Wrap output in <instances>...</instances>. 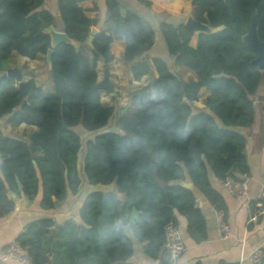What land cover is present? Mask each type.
Masks as SVG:
<instances>
[{"label":"trees","instance_id":"1","mask_svg":"<svg viewBox=\"0 0 264 264\" xmlns=\"http://www.w3.org/2000/svg\"><path fill=\"white\" fill-rule=\"evenodd\" d=\"M190 3L196 20L223 27L199 33L192 47L193 34L183 23L161 22L166 58H151L156 77L129 93L128 105L114 120L117 130H103L114 108L103 105L92 89L97 82L96 60L110 62L109 44L112 38H122V58L134 80H139L150 68L141 57L154 43L150 23L132 11L122 13L116 0H105L113 35L104 28L91 34L96 20L88 15L97 10L96 2L57 0L61 30L78 45L62 42L53 47L54 91L48 93L33 79L23 81L4 72L12 52L31 59L45 54L50 38L44 28L54 25L53 15L42 7L43 0H0V118L5 117L10 126H36L24 139L0 130V216L13 206L4 183L28 199L39 195L43 210L54 207L52 198L61 202L67 191L76 193L81 147L87 182L95 186L113 183L124 194L120 201L112 191L88 193L78 208L79 221L69 218L57 224L44 216L27 222L15 242L31 264H130L131 241L107 230L105 224L131 213L132 208L143 252L168 264L164 226L169 222L177 226L175 213L186 218L194 241L206 236L203 214L182 182L188 178L220 211L222 198L211 187L208 171L218 179L247 171L239 129L253 122L252 96L264 82V64L260 69L252 62L257 53L241 36L255 14L257 35L264 40V0ZM185 70L193 71L196 79L183 80L180 73ZM154 87L166 93L163 110L141 103ZM202 87L208 92L204 108L195 109L192 102ZM78 130L94 135L82 145ZM160 154L163 159L158 161Z\"/></svg>","mask_w":264,"mask_h":264},{"label":"crops","instance_id":"2","mask_svg":"<svg viewBox=\"0 0 264 264\" xmlns=\"http://www.w3.org/2000/svg\"><path fill=\"white\" fill-rule=\"evenodd\" d=\"M94 1L97 4V10L88 15L96 20V25L91 27V30L94 29L96 31L98 28H104L106 34L113 35L112 24L108 21V15L105 11V0ZM116 1L119 3L122 13L125 10L132 11L150 23L154 32V43L141 55L142 58L149 61L150 68L139 80H134L129 65L122 58L125 48V42L122 38H112L109 49L113 54V59L110 62L104 64L101 59L96 60L97 81L103 78V71L106 68L112 88L111 92L105 89L97 90L101 103L114 108L113 116L108 126L103 130L108 128L117 130L114 120L128 105L129 93L132 90L148 85L156 77L157 73L152 65L151 58L153 56H164L166 58L165 45L159 24L161 22L184 23L191 14L190 0ZM42 7L53 15L54 25L51 27L56 31H62L57 0H43ZM196 36L193 34L189 40V45L192 47L196 46ZM8 68L18 69L21 73L20 80L33 79L43 91L48 93L54 91L50 67L45 60V54H38L31 59L12 52L8 59ZM184 74L186 75L185 78L183 77ZM180 75L183 80L196 79L193 71L185 70ZM198 94H202L199 100V109H202L204 108V99L208 92L204 87L200 88L197 92L196 100H198ZM195 101L192 102L193 106L196 105ZM252 103L254 107L253 122L250 126L239 129L245 141L244 154L247 171L245 173L233 172L231 174L235 179H242L244 174L247 176L246 196L235 198L227 194L222 187L220 179L215 177L211 171H208L211 187L222 198L224 208L218 211L207 197L200 193L186 178L182 184L191 190L194 196V206L199 208L203 214L206 236L199 242L194 241L187 232L186 218L181 214L175 213L177 227L181 233L185 249L176 262L168 264H219L220 262L227 264H252L248 259V255L255 248L264 250V213L256 219L250 220L254 213L253 209L256 210L260 203V186L264 182V82L260 83L257 91L252 96ZM0 130L4 135L24 139L28 134L36 130V126L25 123L10 126L6 122V118L3 117L0 118ZM93 135L94 133H91L89 137ZM77 171L80 180L77 192L72 194L67 191L65 199L61 202L52 198L55 204L49 210H43L40 207L39 195L33 199H28L21 191L15 193L9 190L4 183L13 206L9 213L0 216V248L15 242L17 236L24 231L25 224L31 220L45 216L51 217L57 224L69 218L77 221L78 208L85 196L92 191H112L117 199L120 201L124 200V194L118 192L113 183L105 186H95L87 182L82 168V153L77 161ZM219 217H221V221L226 226V232L219 226ZM129 240L132 245V254L127 261L130 264H160L159 257H151L143 252L142 243L136 237L129 238ZM0 264L23 263L14 259H7L0 261Z\"/></svg>","mask_w":264,"mask_h":264},{"label":"built area","instance_id":"3","mask_svg":"<svg viewBox=\"0 0 264 264\" xmlns=\"http://www.w3.org/2000/svg\"><path fill=\"white\" fill-rule=\"evenodd\" d=\"M220 182L227 194L235 198H243L246 196L247 176L245 174L243 175L242 179H235L231 175H225L224 178L220 179ZM259 197L260 203L251 216L250 220H254L264 213V182L261 183ZM218 221L220 228L226 232V226L221 221V217L218 218ZM163 249L168 254L171 263L176 262L185 249L178 227L171 222L164 226ZM263 257L264 250L261 248H255L248 255V259L252 264H264ZM7 259H14L23 264H30V259L26 251L16 242H11L8 245L0 248V261H5Z\"/></svg>","mask_w":264,"mask_h":264},{"label":"water","instance_id":"4","mask_svg":"<svg viewBox=\"0 0 264 264\" xmlns=\"http://www.w3.org/2000/svg\"><path fill=\"white\" fill-rule=\"evenodd\" d=\"M183 25L190 29L192 34L198 35L199 33H212L219 29H221L223 26H216L211 27L207 23L201 22L196 20L191 14L186 18ZM44 32L49 35L50 38V45L49 48L45 52V60L49 67H51V61L50 56L52 53V49L55 45L58 43H68L72 44L74 46L78 45V42L70 39L67 37V35L62 31H56L51 26H47L44 28ZM95 32L94 29L91 30V34ZM91 34H89L86 38V43L90 44L91 41ZM241 40L243 43L247 44L249 47L253 48L256 51V57L252 60L255 64L258 65V67L261 69L263 68L264 64V40H260L257 35V27H256V20H255V14L252 16L251 22L249 24V27L247 31L241 36ZM7 76H13L17 79H21V73L16 68H7L4 72ZM92 89H105L108 92L112 91L111 84L108 80L107 70L106 68L103 71V78L100 81H97L95 84L92 85ZM62 126L66 127L65 123L62 121ZM18 187H20L19 183H17ZM190 185V184H189ZM188 185V186H189ZM132 212H135L136 210L132 208Z\"/></svg>","mask_w":264,"mask_h":264},{"label":"clouds","instance_id":"5","mask_svg":"<svg viewBox=\"0 0 264 264\" xmlns=\"http://www.w3.org/2000/svg\"><path fill=\"white\" fill-rule=\"evenodd\" d=\"M166 93L162 90L154 87L151 89L149 95L141 101L145 105H156L161 110L164 109ZM163 159V154H160L158 161ZM138 217L135 212L116 216L111 218L108 223L105 224V228L114 233H122L123 235L134 238L138 234L137 230Z\"/></svg>","mask_w":264,"mask_h":264},{"label":"rangeland","instance_id":"6","mask_svg":"<svg viewBox=\"0 0 264 264\" xmlns=\"http://www.w3.org/2000/svg\"><path fill=\"white\" fill-rule=\"evenodd\" d=\"M183 77L185 78L186 75L184 74ZM201 97H202V94H198V100H196V101L194 102L196 105L193 106L195 109H199V108H200V107H199V106H200V105H199V100H200ZM78 132H79V135H80L81 144L83 145L84 142L86 141V139L89 137V135H88L87 133H85L84 131H81V130H78ZM82 150H83V147H81V150H80V152H79V154H78V158H79V156L81 155V153L83 152Z\"/></svg>","mask_w":264,"mask_h":264}]
</instances>
